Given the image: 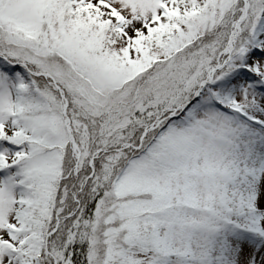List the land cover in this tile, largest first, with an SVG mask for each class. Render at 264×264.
Wrapping results in <instances>:
<instances>
[{
    "label": "snow or ice",
    "instance_id": "1",
    "mask_svg": "<svg viewBox=\"0 0 264 264\" xmlns=\"http://www.w3.org/2000/svg\"><path fill=\"white\" fill-rule=\"evenodd\" d=\"M0 264H264V0H0Z\"/></svg>",
    "mask_w": 264,
    "mask_h": 264
}]
</instances>
